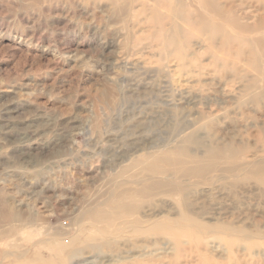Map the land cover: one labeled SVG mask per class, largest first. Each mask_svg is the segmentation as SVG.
I'll use <instances>...</instances> for the list:
<instances>
[{
    "label": "rangeland",
    "instance_id": "374dc122",
    "mask_svg": "<svg viewBox=\"0 0 264 264\" xmlns=\"http://www.w3.org/2000/svg\"><path fill=\"white\" fill-rule=\"evenodd\" d=\"M263 3L220 0L227 51L166 4L0 0V264H264Z\"/></svg>",
    "mask_w": 264,
    "mask_h": 264
},
{
    "label": "bare ground",
    "instance_id": "6f19581e",
    "mask_svg": "<svg viewBox=\"0 0 264 264\" xmlns=\"http://www.w3.org/2000/svg\"><path fill=\"white\" fill-rule=\"evenodd\" d=\"M113 4L117 3L120 5L119 12L129 16L143 15L146 17H151V20L155 19L160 20V17H155L150 15L152 12H156V10H161L163 5L166 4V7L169 8L168 14L166 17L168 21L174 23L175 27H170V31H174L177 34H181L184 36V29L181 28L180 19L182 22H185V26L187 30L191 31H204L208 32V40L210 37V45L214 39L219 36H223L221 39L223 50L230 51L233 47L243 46L248 39L243 38V36L235 32V34L228 28L231 23L230 17H220L223 15L225 9L220 6V0H191L195 10H192L187 14V17L183 16V11L181 7H177V5H181V2H176L175 0H110ZM264 2V0H262ZM112 4V5H113ZM264 4V3H263ZM264 6V5H263ZM106 9V8H105ZM179 9V10H178ZM226 14V13H225ZM181 16V17H180ZM258 13H254L253 16L249 19L248 24L251 26V31L254 32L255 36L252 38L259 46L264 47V17H257ZM89 18V17H88ZM164 18V17H163ZM220 19H224L220 21ZM163 24V22H162ZM161 24V26H162ZM173 28V29H172ZM35 32V29L33 30ZM166 33L170 34L169 31ZM210 33V34H209ZM34 34V33H33ZM175 36V35H174ZM155 39V38H154ZM206 39V38H205ZM156 40V39H155ZM213 46V45H211ZM178 54H181L179 52ZM180 57V56H179ZM177 60V59H176ZM179 60V59H178ZM174 64V62H172ZM177 67H180V70L193 71L190 68L191 63L187 60V58L183 55L181 61H177ZM195 76V73H191ZM179 82V80H178ZM183 84V83H180ZM192 96L188 95L185 100L187 103L193 102ZM169 102V101H168ZM185 106H182L184 108ZM197 158L192 152L187 149L180 150L178 152H162L159 154H154V156L146 162L145 170L152 172H160L163 170V165L167 164L172 167L173 170L181 171L183 169L191 170L192 167L196 166V169L201 167H205L206 162ZM151 157V156H150ZM247 161V159H245ZM209 163V162H208ZM3 202V201H2Z\"/></svg>",
    "mask_w": 264,
    "mask_h": 264
}]
</instances>
